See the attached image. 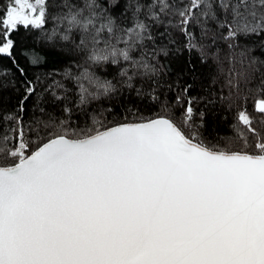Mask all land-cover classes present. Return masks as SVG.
I'll list each match as a JSON object with an SVG mask.
<instances>
[{
    "label": "snow or ice",
    "instance_id": "6c2138e0",
    "mask_svg": "<svg viewBox=\"0 0 264 264\" xmlns=\"http://www.w3.org/2000/svg\"><path fill=\"white\" fill-rule=\"evenodd\" d=\"M0 3V55L26 75L14 55L21 28L44 32L42 43L54 52L76 53L65 98L74 95L79 107L154 81L161 57L199 47L204 62L220 43L235 51L264 35V0ZM172 32L186 38L182 48L160 44ZM25 51L33 65L46 60L34 48ZM113 66L112 79L96 73ZM36 94L26 80L20 115L8 117L15 126L0 127V264H264V121L247 108L232 129L240 147H217L202 139L206 114L191 99L179 118L156 115L71 133L38 107L36 127L26 133L22 114ZM253 111L264 116V81Z\"/></svg>",
    "mask_w": 264,
    "mask_h": 264
},
{
    "label": "trees",
    "instance_id": "16d2710c",
    "mask_svg": "<svg viewBox=\"0 0 264 264\" xmlns=\"http://www.w3.org/2000/svg\"><path fill=\"white\" fill-rule=\"evenodd\" d=\"M4 6L0 3V8ZM119 10L117 8L114 15H118ZM51 27L52 24L49 30ZM192 30L196 37L200 36L195 28ZM44 35V32H30L21 28L13 36L16 41L14 55L19 66L25 69V76L17 71L11 58L0 55V117L3 118L0 119V127L5 130L15 126L9 125V115H20L18 105L26 80L32 81L37 88V94L26 102L22 114L26 133L29 127H36L32 121L40 115L38 107L44 108L45 116H51L53 121H64L71 133L100 127L101 124L112 126L119 122H139L156 115H175L179 118L189 99L197 111L206 114L201 129L202 139L217 147L229 141L233 147H240L241 141L232 135L240 110L247 108L254 121H264V116L253 111L254 100L259 97L261 82L264 81V35L248 37L240 42V48L235 51L220 43L214 51L204 56V62H201L199 47L178 56L161 57L159 64L162 73L154 81L142 80L132 88L122 87L118 94L84 107L73 104L74 95L65 98L66 91L72 90L66 74L76 71L77 54L66 48L54 52L42 43ZM185 39L179 32H172L160 44L175 41L176 47L182 48ZM187 39L194 44L202 43L192 37ZM33 48L46 56L44 62L35 65L29 62L25 50ZM153 50L148 49L149 52ZM241 52L245 53L243 57ZM96 73L112 79L115 66L111 69L100 67ZM61 84L64 88L59 87ZM185 87L188 88L187 92L184 91ZM45 89H50L51 94ZM53 94L61 99L54 100ZM177 96L181 97L179 103ZM65 107L72 111L63 112ZM85 110H88L87 115ZM255 126L259 128L262 125L257 123ZM40 135L43 136L44 132H40ZM31 139L34 143L39 142L35 132Z\"/></svg>",
    "mask_w": 264,
    "mask_h": 264
}]
</instances>
